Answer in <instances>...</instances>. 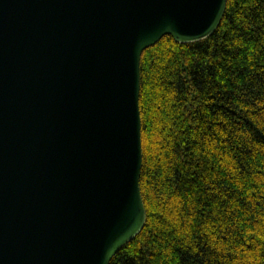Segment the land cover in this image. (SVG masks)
Listing matches in <instances>:
<instances>
[{
    "label": "water",
    "instance_id": "1",
    "mask_svg": "<svg viewBox=\"0 0 264 264\" xmlns=\"http://www.w3.org/2000/svg\"><path fill=\"white\" fill-rule=\"evenodd\" d=\"M228 0H0V264H110L143 230L141 60Z\"/></svg>",
    "mask_w": 264,
    "mask_h": 264
},
{
    "label": "trees",
    "instance_id": "2",
    "mask_svg": "<svg viewBox=\"0 0 264 264\" xmlns=\"http://www.w3.org/2000/svg\"><path fill=\"white\" fill-rule=\"evenodd\" d=\"M140 112L147 220L110 264H264V0L145 50Z\"/></svg>",
    "mask_w": 264,
    "mask_h": 264
}]
</instances>
